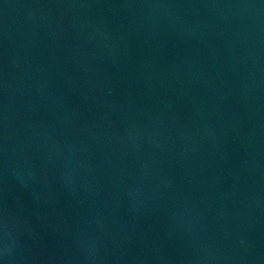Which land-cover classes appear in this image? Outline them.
I'll return each instance as SVG.
<instances>
[{"label": "water", "instance_id": "95a60500", "mask_svg": "<svg viewBox=\"0 0 264 264\" xmlns=\"http://www.w3.org/2000/svg\"><path fill=\"white\" fill-rule=\"evenodd\" d=\"M264 208V0H84Z\"/></svg>", "mask_w": 264, "mask_h": 264}]
</instances>
